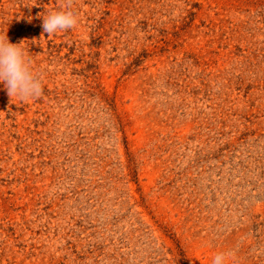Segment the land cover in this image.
Returning a JSON list of instances; mask_svg holds the SVG:
<instances>
[{
    "label": "rangeland",
    "instance_id": "374dc122",
    "mask_svg": "<svg viewBox=\"0 0 264 264\" xmlns=\"http://www.w3.org/2000/svg\"><path fill=\"white\" fill-rule=\"evenodd\" d=\"M0 36L42 87L0 83V264H264V0H0Z\"/></svg>",
    "mask_w": 264,
    "mask_h": 264
},
{
    "label": "clouds",
    "instance_id": "9594fccd",
    "mask_svg": "<svg viewBox=\"0 0 264 264\" xmlns=\"http://www.w3.org/2000/svg\"><path fill=\"white\" fill-rule=\"evenodd\" d=\"M78 24L76 15L71 11L51 12L43 17L42 28L48 35L73 29ZM0 83L7 89L10 98L28 100L42 93L40 81L33 75L25 49L9 42L7 36H0ZM230 253H217L212 264H226Z\"/></svg>",
    "mask_w": 264,
    "mask_h": 264
}]
</instances>
